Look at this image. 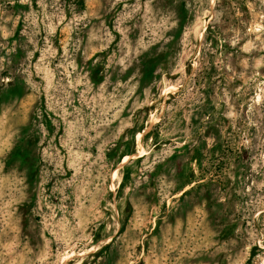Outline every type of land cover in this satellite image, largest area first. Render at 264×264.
Segmentation results:
<instances>
[{
	"label": "rangeland",
	"instance_id": "374dc122",
	"mask_svg": "<svg viewBox=\"0 0 264 264\" xmlns=\"http://www.w3.org/2000/svg\"><path fill=\"white\" fill-rule=\"evenodd\" d=\"M0 92V264H264V0H0Z\"/></svg>",
	"mask_w": 264,
	"mask_h": 264
},
{
	"label": "trees",
	"instance_id": "16d2710c",
	"mask_svg": "<svg viewBox=\"0 0 264 264\" xmlns=\"http://www.w3.org/2000/svg\"><path fill=\"white\" fill-rule=\"evenodd\" d=\"M149 54L150 53H147L145 55V57H147V59H145L144 62H142L141 69H140V72L143 75V79L141 81H143L144 83L147 82L150 77H153L155 75V66L157 65V63L166 64V63H169V61H170L169 60V56H168L167 53H163V54H161L159 56H154V58H150L148 56ZM2 95H3L2 92H0V103H2ZM169 98L173 99L171 94H169ZM158 128H159V124H157L154 127L153 131H152V135H153V138H154L153 141H154L155 144L157 142H156V139H155L154 135L157 132ZM206 137L207 136H205V138ZM205 146H206L205 142H202L200 144L199 150H200L201 153L203 152ZM133 154H135V152H133L130 155H133ZM123 158L124 157H122V159ZM177 158L178 157L174 155L171 158H169L168 160H165L166 163L159 164L160 166L158 165L159 166L158 169H160L161 167L165 166V164H166L165 168L163 167L162 172L165 171L166 176H172L173 180L176 183L175 189L172 191V196H176V195L182 194L181 197H184L185 195H187L190 192L187 189L195 182V179H196L195 176H194V170H193V165H194L193 163L194 162L192 160L188 164V166H187V164L186 165L183 164L181 167L179 166L177 168V170H176V167L174 166V163H175ZM122 159L117 162V165L120 164ZM143 159H144V157H142L138 161H136V162L124 167V169L122 170V174L124 176V181L128 180L129 177L132 174H136L138 172L139 166L141 165ZM201 162H202V159L200 158L198 164H201ZM199 166H201V165H199ZM28 171H29V176H28V178H29L30 175L32 174V167H29ZM120 196H121V198H123L122 197V192H120ZM129 211L132 212V209L129 208ZM130 214H128L127 216L123 215V220L125 221V223L130 218V216H131Z\"/></svg>",
	"mask_w": 264,
	"mask_h": 264
},
{
	"label": "bare ground",
	"instance_id": "6f19581e",
	"mask_svg": "<svg viewBox=\"0 0 264 264\" xmlns=\"http://www.w3.org/2000/svg\"><path fill=\"white\" fill-rule=\"evenodd\" d=\"M163 114H164V111L161 113L160 116H158L154 119V121L151 123V125H149L143 132L139 133L138 141H139L140 149L138 150V152L127 157V159H125V161L122 164L115 167V169L113 170V173H112V176H113L112 187H113V189L115 187V182H116V179L119 175V171L121 169H123L125 166H128L131 163H134V162L138 161L139 159H141L142 157H144L145 155H147L149 145L152 142V138L150 136H147V135L152 131L154 126L160 122ZM113 207L115 208V203H113Z\"/></svg>",
	"mask_w": 264,
	"mask_h": 264
}]
</instances>
